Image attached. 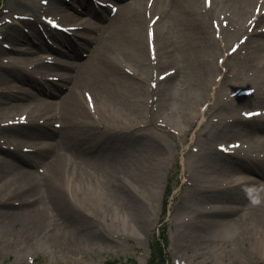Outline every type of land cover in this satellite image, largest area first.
<instances>
[{"label": "rangeland", "instance_id": "obj_1", "mask_svg": "<svg viewBox=\"0 0 264 264\" xmlns=\"http://www.w3.org/2000/svg\"><path fill=\"white\" fill-rule=\"evenodd\" d=\"M10 1L14 0H0V19L6 17L8 20L11 19L10 14L5 13L8 11ZM21 1H29V3L33 1L38 6L36 0ZM241 1L200 0L194 11H187L182 16L187 20L183 24L194 28L195 24L199 25L197 27L199 32L196 31L198 37H194L193 30L180 26L181 18L174 19V7L176 4L180 5L182 0L174 3L175 6L170 0H165L159 9L155 8V0H144L143 14H141L143 22L145 20L141 33L144 65L140 68L136 67L127 59L126 65L120 68L123 74L129 76L124 88L130 87L134 84L131 82L135 80L143 84L144 91L141 92L136 88L133 93L131 91L129 97L119 100L118 108L112 107L120 112L115 114L120 115L121 124L112 128L114 133H120L118 135L120 138L114 140L104 137L91 141V151L95 158L98 157L105 164L109 163V158L114 159L115 165H111L110 171L112 173L114 169L116 170L114 181L121 183L118 188L120 199L111 201L109 197L103 198L105 188L101 190L102 188L96 185L94 188H101L98 195L91 197L92 193L89 192L88 199H100V201L90 202L89 205L77 210V214L82 219H91L98 223L105 236L103 237L105 244L102 240L93 242L95 237L90 238V233L80 228L82 223L78 219L70 218L67 227L64 225L62 229L69 230L74 227L79 232V240L73 241L72 236L69 235L64 242L65 247H53L43 237L39 239V235L28 239L23 232L25 222L22 217H18V221H23L5 227L6 231H0V264H106L113 261L125 264L129 260L135 261L136 264H146L150 257L151 243L159 236L162 226L166 227L167 248L165 251L171 264H264V230H255L253 236H246L244 239L240 235V224L249 219V216L241 210L242 206L246 203L250 204L249 202L251 205L256 203V208L252 207L250 211L263 212V207L261 208L260 205L264 199L262 187L264 174H260L250 166L243 167L245 170H242L247 175L237 176L242 180L247 177H252L253 180L245 184L249 189L247 197L245 196V199L226 197L224 195L239 183L234 182L233 186L228 188L227 183L222 179H228L224 175L228 176V173L232 172L236 174L239 169L236 165L230 168V165L225 163L230 161V156L225 157L217 153V148H222L234 141L245 144L244 150H241L239 154L236 150L232 155L240 158L238 163H245L244 155L246 154L251 156L264 151L259 137L264 136V131L263 134L253 133L254 128L258 126L254 123L264 122L262 120L238 126L245 130L243 132L235 130L237 133H220L227 124L225 119L228 118L231 108H241L240 104L264 108V70L260 66L264 62V50L259 49L264 42V22L262 18L263 28L253 30L249 29L250 24L246 23L251 18L254 21L257 8L260 7L264 12V2L258 0L255 4L257 0H252L247 5V15L243 17L241 12L244 6L241 5ZM246 1L243 0V2ZM210 9L211 15L202 17L201 23L196 21L199 15L206 14ZM9 11L15 14L23 12L10 9ZM154 16H157L156 28L159 35L157 45L163 54L161 61L163 66L153 65L147 50V37L150 46L152 44L153 37L150 36L149 28ZM222 16L225 17L227 26L220 38H216L212 22L217 21L220 24L224 21ZM120 19L119 16L113 24L116 25ZM2 37L0 36V47L6 43L5 37L1 39ZM201 45L204 47H200ZM27 46L22 45V47ZM29 49L34 52L33 49ZM231 50L235 51L232 55ZM188 55L192 57V60L205 61L212 66L210 75L208 74V78L200 84L201 90L202 87L206 90L200 98L196 90L192 91L185 83L188 78L185 71L187 68L182 70L183 64L179 58ZM84 61L91 62L90 59H80L76 64L83 65ZM4 67L8 68L9 65ZM154 67L161 73L160 76L173 77L168 83L162 84L161 88H158V85V90L155 91L157 93L156 107L148 102L154 96L150 91V87L155 84ZM125 69L130 71V74L125 73ZM169 69H173L174 73L177 70L178 73L173 75L174 73L169 72ZM26 71H29V65L26 66ZM164 80L159 83H163ZM5 86L8 85L0 84V93L6 92L3 89ZM234 87L259 93L260 99L263 100L262 105L255 99H247L248 97H245L246 100H238L243 98L239 97L229 101L228 98L232 95ZM80 90L90 91L85 86ZM169 92L174 94L175 98L171 104L166 103V96L161 97L162 93ZM81 101L84 104L82 98ZM185 102L190 103L187 111L183 110ZM134 106L142 107V110L133 109ZM203 109L204 113L201 114ZM237 120L241 121L242 118H236L235 121ZM144 125H147V128H141ZM94 127L97 132L107 134L106 126L95 125ZM171 129L177 133L172 134ZM245 132H251L256 136L243 135ZM28 141L30 140L24 139L21 144H26ZM132 143L134 146H130ZM97 144L100 147L102 145L103 148L96 149ZM248 147L250 149L246 150ZM129 155H134L131 156L132 160L128 157ZM42 169L46 171V175V168ZM249 170L256 172L252 175ZM145 172L153 176L150 181L147 177L145 179L139 177ZM182 179L184 182L173 196L170 212L165 214L167 191L169 189L174 191L178 180L182 181ZM187 179L189 185H185ZM218 180L221 181L218 183ZM68 182L65 183V187L70 190ZM217 183L218 186H215L217 190L208 193V187ZM255 184H258L261 194H252V187ZM24 195L22 200L11 195L8 204L2 206L5 208L0 211L4 213L8 212L7 209L29 211L30 206L36 204L40 194ZM254 199L256 200L253 202ZM124 200H134V202L137 200L138 203L145 204L149 212L144 230L130 222L127 210L123 207ZM209 205H213L214 208L207 211ZM200 212L201 215H205L198 216ZM232 212H234L233 216ZM31 214L20 216L28 217ZM227 214H230L231 218ZM204 219L205 221L213 219L220 223L200 228L201 224H205ZM247 229L249 230L250 227ZM83 234H85L84 239L81 237Z\"/></svg>", "mask_w": 264, "mask_h": 264}, {"label": "bare ground", "instance_id": "obj_2", "mask_svg": "<svg viewBox=\"0 0 264 264\" xmlns=\"http://www.w3.org/2000/svg\"><path fill=\"white\" fill-rule=\"evenodd\" d=\"M67 1L68 3H74L77 9L75 7L67 8L65 0H50L46 11L49 12L51 9L52 24L61 26L63 29H72V37H67L55 29L48 32L47 28L35 25H24L22 31L14 26L0 27V36H3V39L5 37V44H7V46L2 44L0 47V58H2L0 60V84L8 85L3 88L6 92L0 93V112L2 114L0 118V209L5 208H2V206L8 204L11 195L22 200L21 198L25 197L24 194H40L36 204L30 206L29 211L16 209H7V213L0 211V231H6L5 227L24 220L23 232L28 239L39 235V239L43 237L48 244L61 248L65 247L64 242L69 235L72 236L73 241L80 238L79 232L74 227L69 230L62 229L65 227L64 225L67 227L70 218L78 219L82 223L80 228L89 232L90 238L95 237L93 242L102 240V243L105 244L103 238L105 236L98 223L91 221V219H82L77 214V210L89 205L90 202H99L100 199H88V194L91 192V197L98 195L101 188V190L105 188L103 198L109 197L110 200L112 199L111 201L120 199L118 188L121 183L114 181L116 170L114 169L112 173L110 171L111 165H115L114 159L109 158V163L105 164L103 160L98 157L95 158L93 151H91V141L95 138L103 139L104 137L114 140L120 138L118 136L120 133L112 131L113 126L121 124L120 115L115 114L120 112L113 108H118L119 100L123 97H129L134 89L144 91L143 84L135 80L131 82L134 83L130 85L132 89L130 87L124 88L127 85L126 82L129 80V76L127 77L120 70L128 62L127 59L136 67L140 68L144 65L141 36L142 25L145 24V20L143 22V18L141 19L144 0H128L132 1L130 6H127V2H125L122 6L124 8L118 14V16L121 15V19L116 25L113 23L118 16H115V20L111 23L105 21L98 13H92L90 8L85 9L91 3L89 0ZM99 1L102 2L101 4L106 2V0ZM170 1L175 6L174 3L179 0ZM251 1H241V5L244 6L241 12L243 17L247 15V5ZM164 2L165 0H155V8L159 9ZM199 2L200 0H182L180 5L176 4L173 10L174 19L181 18L180 26L184 29L193 30L194 37H198L196 31L199 32L197 29L199 25L195 24L194 28L183 24L187 20L182 16L187 11H194ZM257 2L258 0L255 4ZM61 6H64V8ZM95 6L96 2L94 1L91 6L92 9ZM33 8V2L30 5V3L21 0L10 1L8 7L13 11H23L19 14L10 13L11 18H23L25 14L34 12ZM210 11L211 9L206 14L199 15L196 21L201 23L202 17L211 15L212 12ZM222 17L225 21V17ZM262 18L264 22V12L260 13L259 20L253 26H251L254 23L252 18L247 20L246 23L250 24L249 29L263 28ZM156 25L157 22L152 20L149 31L150 36L153 38H151L152 44L150 46L147 37V50H149L148 54H150L153 65H162L163 54L157 45L159 35ZM44 33L45 37H43ZM77 38L80 40H77ZM51 42L55 44V47L51 46ZM22 45L28 46L22 47ZM28 47L33 49L34 52H31ZM200 47L204 46L201 45ZM259 49L264 50V42ZM83 54H87L88 58L86 60L90 59L92 63L84 61L83 65L76 64L77 61L83 58ZM170 54L172 55V53ZM121 58L125 60H120ZM179 60L183 64L182 70L187 68L185 70L188 75L185 81L186 85L192 91L196 90L195 92L198 93L199 98L202 97L206 90L203 87L201 90L200 84L208 78V74L210 75L211 64L205 61L192 60L189 55L186 57L181 56ZM93 62L94 65L92 66ZM163 63L165 64L164 61ZM88 64L92 67H89ZM5 65H9V67L6 68ZM28 65L29 71H26ZM260 66L264 70V62ZM154 69L156 70L155 84L150 87L151 94L154 96L148 102L156 107L157 93L155 91L158 85V88H161L162 84L168 83L173 77L160 76L161 73L158 72L157 68L154 67ZM169 70V72L174 73L173 69ZM125 73L130 74V71L125 69ZM177 73L178 71L175 70L173 75ZM162 80L164 82L159 83ZM83 86L89 88L91 92L81 91L80 88ZM154 86L155 88H153ZM163 96L167 97L166 103L169 104L175 99L174 94H171V92L162 93L161 97ZM189 104L187 102L183 104L184 111H187ZM135 108L142 110V107L134 106L133 109ZM242 109L243 112L247 113L251 111L250 107ZM232 118V121H225L227 124L224 125V130L220 133H237L235 130L243 132L245 130L238 126H245L248 122L258 121V119L252 118L255 120H244L246 122L237 120L236 122L234 119L237 116ZM260 119L264 120V117ZM14 122L25 125L8 127ZM35 122L38 125H35ZM254 124L258 126L254 128L253 133H256V135L263 134L264 122L258 121ZM95 125H98V127L106 126L107 134L97 132ZM2 126L8 128H2ZM253 133L245 132L243 135L256 136ZM259 137L264 147V136ZM87 138L88 140H86ZM24 139L30 141L21 144ZM236 144L239 148L245 146L244 143L239 141ZM130 146H134V143ZM99 147L97 144L96 149H99ZM100 148H103V146L101 145ZM131 156L134 155L128 156L132 160ZM225 163H228L230 168H234L233 165H236L239 172L236 174H233V172L228 173V176L224 175L225 178L228 177L224 180L231 183L238 182L240 178L237 175L246 174L243 167L247 163H238L233 158ZM43 167L47 170L46 175V171L42 169ZM256 171L264 174V167L258 170L256 168ZM256 171L249 170L252 174ZM139 177H142V179L147 177L150 181L153 176L145 172L143 176L140 174ZM67 182L70 190L65 187ZM96 185L101 188H94ZM262 187L264 189V184ZM248 190L246 186L238 184L224 196L240 197L242 199L245 196L247 197ZM252 190L254 195L262 193L258 184H255ZM124 201L123 207L127 210L130 222L144 230L143 228L147 226L146 216L149 212L145 204H140L137 200L135 202L134 200ZM209 206L213 207V205ZM260 207H263L262 213H257L255 210H245L246 208L242 207L243 213L249 216L245 223L240 224L242 239L246 236H253L255 230H264V199H262ZM29 213L33 214L28 217L20 216ZM204 215H201V212L198 214L200 217ZM227 215L230 216V214ZM231 215L233 216L234 212ZM18 217H22L23 220L18 221ZM233 221L235 220L233 219ZM215 223L220 222L207 219L205 224H201L200 228ZM84 236L85 234L81 236L82 239H84Z\"/></svg>", "mask_w": 264, "mask_h": 264}, {"label": "trees", "instance_id": "obj_3", "mask_svg": "<svg viewBox=\"0 0 264 264\" xmlns=\"http://www.w3.org/2000/svg\"><path fill=\"white\" fill-rule=\"evenodd\" d=\"M155 250L152 252V258L149 264H163V258H162V252L159 246V244H156ZM113 264V263H109Z\"/></svg>", "mask_w": 264, "mask_h": 264}]
</instances>
